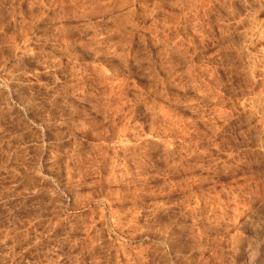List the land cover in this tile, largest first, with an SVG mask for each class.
<instances>
[{
    "label": "rangeland",
    "instance_id": "1",
    "mask_svg": "<svg viewBox=\"0 0 264 264\" xmlns=\"http://www.w3.org/2000/svg\"><path fill=\"white\" fill-rule=\"evenodd\" d=\"M0 264H264V0H0Z\"/></svg>",
    "mask_w": 264,
    "mask_h": 264
}]
</instances>
